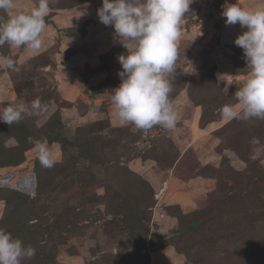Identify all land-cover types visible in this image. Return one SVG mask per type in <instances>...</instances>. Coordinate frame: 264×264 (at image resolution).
Returning <instances> with one entry per match:
<instances>
[{
	"label": "rangeland",
	"instance_id": "1",
	"mask_svg": "<svg viewBox=\"0 0 264 264\" xmlns=\"http://www.w3.org/2000/svg\"><path fill=\"white\" fill-rule=\"evenodd\" d=\"M17 3L28 12L38 0ZM223 4L193 0L181 21L170 130L115 117L127 50L99 22L102 0H50L39 52L0 46L18 69H0V110L36 98L48 108L0 122V228L36 249L23 264H264V120L221 114L249 75L234 44L247 29L225 25Z\"/></svg>",
	"mask_w": 264,
	"mask_h": 264
},
{
	"label": "clouds",
	"instance_id": "2",
	"mask_svg": "<svg viewBox=\"0 0 264 264\" xmlns=\"http://www.w3.org/2000/svg\"><path fill=\"white\" fill-rule=\"evenodd\" d=\"M193 0H102L97 9L99 22L112 26L119 43L127 50L117 59L120 84L113 89L111 103L121 126L132 125L138 130L155 126L173 129L178 114L170 94L169 75L176 72L181 21L190 12ZM50 0H38L30 11L20 10L17 0H0V11L7 19L0 23V46L9 44L39 52L43 47L45 18L50 12ZM221 15L225 25L239 24L246 28L234 40L243 50L249 75L234 96L237 103L226 104L221 114L225 119L264 120V2L245 8L224 0ZM18 71L14 60L0 56V69ZM228 94V88L223 89ZM48 110L40 98L29 104L8 105L0 110V122L11 126L19 123L24 114L41 115ZM41 166L51 168L56 160L53 151L43 140H33ZM36 254L32 245L0 228V264H23Z\"/></svg>",
	"mask_w": 264,
	"mask_h": 264
},
{
	"label": "trees",
	"instance_id": "3",
	"mask_svg": "<svg viewBox=\"0 0 264 264\" xmlns=\"http://www.w3.org/2000/svg\"><path fill=\"white\" fill-rule=\"evenodd\" d=\"M87 79H88V75L85 74V75H84V81H87Z\"/></svg>",
	"mask_w": 264,
	"mask_h": 264
},
{
	"label": "water",
	"instance_id": "4",
	"mask_svg": "<svg viewBox=\"0 0 264 264\" xmlns=\"http://www.w3.org/2000/svg\"><path fill=\"white\" fill-rule=\"evenodd\" d=\"M52 75V74H51Z\"/></svg>",
	"mask_w": 264,
	"mask_h": 264
}]
</instances>
